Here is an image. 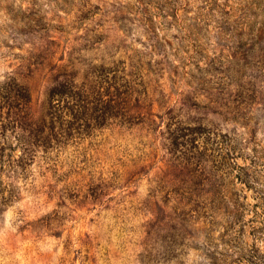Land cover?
<instances>
[{
    "label": "rangeland",
    "instance_id": "rangeland-1",
    "mask_svg": "<svg viewBox=\"0 0 264 264\" xmlns=\"http://www.w3.org/2000/svg\"><path fill=\"white\" fill-rule=\"evenodd\" d=\"M0 264H264V0H0Z\"/></svg>",
    "mask_w": 264,
    "mask_h": 264
},
{
    "label": "trees",
    "instance_id": "trees-1",
    "mask_svg": "<svg viewBox=\"0 0 264 264\" xmlns=\"http://www.w3.org/2000/svg\"><path fill=\"white\" fill-rule=\"evenodd\" d=\"M240 169H243V168H240Z\"/></svg>",
    "mask_w": 264,
    "mask_h": 264
}]
</instances>
